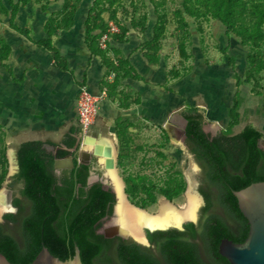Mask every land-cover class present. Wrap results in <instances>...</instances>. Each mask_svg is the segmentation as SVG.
Masks as SVG:
<instances>
[{"label":"rangeland","instance_id":"1","mask_svg":"<svg viewBox=\"0 0 264 264\" xmlns=\"http://www.w3.org/2000/svg\"><path fill=\"white\" fill-rule=\"evenodd\" d=\"M13 26L32 40L46 38L58 52L59 44L65 47L61 57L71 68L65 77L73 79L77 96L79 87L106 90L101 101L107 112L100 113V104L88 135L95 140L92 150H79L76 104L71 122L59 112L49 116L57 122L56 141H39L43 148L55 159L65 153L63 159L76 155L79 162L95 153L102 160L110 148L133 205L155 215L164 201L186 207L187 178L198 184L195 164L182 148L186 114H202L205 132L221 139L253 127L262 133L264 150V0H0L1 62L21 37ZM111 26L117 32H108ZM42 71L54 86L46 65ZM12 130L0 124V191L8 202L16 170L7 158L25 143L16 137L19 128ZM15 163L17 169L16 156ZM3 217L4 231L20 241L19 224Z\"/></svg>","mask_w":264,"mask_h":264},{"label":"trees","instance_id":"2","mask_svg":"<svg viewBox=\"0 0 264 264\" xmlns=\"http://www.w3.org/2000/svg\"><path fill=\"white\" fill-rule=\"evenodd\" d=\"M13 29L33 42L26 29L15 26ZM33 43L50 52L55 68L68 70L66 61L48 40ZM6 68L11 72L8 66ZM183 119L187 122L185 140L194 144L197 159L204 160L209 166L210 180L225 190V203L242 218L231 191L264 181V150L259 146L262 133L246 127L234 140L211 138L201 131L200 113L186 114ZM229 131L230 126L226 133ZM71 145L72 140L66 144L67 147ZM43 147L42 142L29 141L23 143L16 153L18 173L13 181L21 183V196L29 202L30 208L19 223L20 241L6 234L0 224V254L10 264H30L44 246L51 255L64 261L73 256L76 245L82 264H159L137 244L121 238L108 240L95 234L99 221L111 212L113 194L99 184L87 188L89 165L79 164L76 155L72 159V169L55 174V157ZM65 157L64 153L56 161ZM14 204L18 206L17 199ZM4 221L15 224L17 215L7 214ZM192 227L187 225V228ZM238 228L241 231L235 235L223 221L209 220L200 234L205 260L199 257L197 246L185 240L184 232H154L148 233V238L151 244L158 245L159 255L165 264H229L219 255L218 245L222 239L242 243L248 226L240 225ZM191 235L193 238V231ZM113 244L116 263L109 255Z\"/></svg>","mask_w":264,"mask_h":264},{"label":"crops","instance_id":"3","mask_svg":"<svg viewBox=\"0 0 264 264\" xmlns=\"http://www.w3.org/2000/svg\"><path fill=\"white\" fill-rule=\"evenodd\" d=\"M20 36L19 38H14L17 44L14 51L10 45L13 52L11 51L9 60L0 61V124L11 130L19 128L16 137L20 140L23 139L24 142L56 141L52 128L55 127L53 124L57 122L49 118V116H55V112H59L64 114V122H71L72 108L75 104L77 105L76 86L73 79L65 77L68 72L64 71V73L57 70L53 63L52 65L50 64L49 52L33 43L42 42L46 38L35 41L30 38L29 34V38L33 41L31 42L26 36L22 34ZM81 41L79 40L80 43H82ZM79 45L78 53L82 50V44ZM20 46L21 48H19ZM58 48H60L59 53H62L61 56L64 55L65 47H61L59 44ZM63 58L67 62L68 68H70V62H68L66 57ZM40 65L42 66L40 67ZM43 65L47 66V71L54 76L55 81L57 80L54 86L43 80ZM6 66L10 68L11 72ZM36 66L39 70L35 68ZM60 81L64 82L65 85H62ZM51 87L54 88L55 94H51ZM46 90L47 93H43ZM101 90H93L94 92L91 93L98 95ZM98 107H100V110L103 109L100 112L101 114L107 112V106L104 101H100ZM9 142L14 144L12 140H9ZM9 156L12 159L7 158V160H9V165L12 167L13 161L15 163L16 152H10Z\"/></svg>","mask_w":264,"mask_h":264},{"label":"flooded vegetation","instance_id":"4","mask_svg":"<svg viewBox=\"0 0 264 264\" xmlns=\"http://www.w3.org/2000/svg\"><path fill=\"white\" fill-rule=\"evenodd\" d=\"M201 116H202V121L200 122V128H201L202 132L207 134L204 130L205 119H204V116L202 114H201ZM186 123L187 122L184 120L183 130L185 128ZM210 137L216 138V137H212V136H210ZM182 143H183L185 152H187L190 155L194 164L197 167V170L194 171V172H197V180H198V184H197V187H195V190L199 194V196L202 198V202H201V206L197 210L196 220L194 222L189 221L188 223H185L183 225L182 231H179V230H177V231L184 232L185 240L192 243V244H195L197 246V249H198L199 257L205 260V256H204V252H203L204 243L201 240L200 234H201L203 227L205 226V224L209 220L219 219V220L223 221V223L228 228H230L231 231H233V233L235 235H239L238 232L241 231L238 228V226H240V225L241 226H244V225L248 226V224H247V221L243 218V216H242V218H240L235 212H233L231 210V208L228 206V204L225 203V201H224V199L226 198L225 190L222 187H220L219 185L213 184V182L210 180L209 166L204 160L197 159L196 154L194 152V144L187 142L185 140V137H183ZM93 157L94 156H92L89 159V161H87V162H85L86 160L84 159V162L86 163L84 165H89V177H88L87 185H86L87 188H90L96 184H99V185H101L102 189L109 190L113 194V198H114V202L111 206L110 214L103 217L99 221V223L95 227V234L100 235L103 238L108 239V240H114L116 238H121L118 236H113V237H106L105 236V233H106V231H105L106 225L105 224L108 221L107 218L110 219L114 213L115 205L117 203V199H116V194H115V191H114L112 184H110L111 186L107 185L108 188H105L106 185L104 182V178H102V176H100V171L98 170V164L95 161V157L94 158ZM80 162L78 161L79 164H81ZM53 169H54L55 174L60 175V173L63 170H70L72 168L66 167L63 169H55L54 164H53ZM17 173H18V163H17V169H16L15 173L12 174L10 182H9V187L11 188V190H10V193H11L10 197L11 198H10V202L7 201L8 203L11 204V206L15 209V211L13 213H7V214L17 215V221L15 224L18 225L20 223L21 219H23L28 214L30 204L25 198H23L21 196V193H20V191L22 189L21 183H15L13 181V179ZM187 184H188V181H187ZM188 194H190V192ZM15 199L18 200V206H15V204H14ZM185 203H186V198H185ZM7 214H4V216ZM3 219H4V217H3ZM10 224L15 225L14 223H10ZM189 224L193 225L192 229L187 228V225H189ZM2 225H3V229H4V224L2 223ZM18 227H20V225H18ZM169 230H176V229H169ZM191 231H193V233H194L193 238H191V236H192ZM157 232H162V231H157ZM6 234L12 235L14 237V235L12 233H6ZM146 235H147V240H148L150 246L149 247H143L141 245H138V244L137 245L140 246L141 248H143L144 250H146L147 253L149 255H151L153 258L157 259L159 264H165L159 255L158 245L151 244L149 241V238H148V232L146 233ZM121 239L125 240L123 238H121ZM127 241L132 242L131 240H127ZM132 243H134V242H132ZM114 245L115 244L112 245L110 252H109V255L111 256L112 261L114 263H116V257H115V253H114V248H115ZM96 264H101V263L97 262Z\"/></svg>","mask_w":264,"mask_h":264},{"label":"water","instance_id":"5","mask_svg":"<svg viewBox=\"0 0 264 264\" xmlns=\"http://www.w3.org/2000/svg\"><path fill=\"white\" fill-rule=\"evenodd\" d=\"M182 133L184 135V130L182 131ZM182 148L184 149V146H182ZM94 157L98 158V156H94ZM80 163L86 164L84 161ZM97 163L100 167L103 168L105 172L103 177L105 178L104 182L106 183L107 182L106 180H109L107 176V168L104 166L102 162H100V160L97 161ZM54 167L55 169H63L66 167L72 168L73 163L70 160V166L57 167L56 159H55ZM196 170L197 167L195 165L194 171ZM231 193L236 200L237 208L239 212L241 213L243 218L247 221L248 232L245 240L242 243H234L231 240L222 239L218 245V253L221 257L226 259L229 264H264V181L252 183L240 190L231 191ZM199 198L202 202V198L200 196ZM117 203H118V199H117ZM117 203L115 205V209ZM8 206H10L11 209H13V212L15 211V209L11 206L10 203H8ZM13 212H9V213H13ZM196 213L194 220L192 222L196 220ZM1 217H0V223H2ZM115 217H116V213L114 210V213L111 216L110 220L106 222L105 236L106 237L118 236L125 240H131L135 244L141 245L143 247L150 246L147 240V235H146L147 232L148 233H153L157 231L164 232V231H168L169 229H176L182 231L183 225L185 224L182 223L178 227L173 226L170 228L158 229V230L142 229L140 234L144 242H139L134 238H132L131 236L121 235L114 228L115 224L113 222V219ZM0 264H10L2 254H0ZM30 264H82V262L80 259L79 249L77 248L76 245H74L73 256L69 257L64 261H61L58 258L51 255L47 250V248L42 246L39 253Z\"/></svg>","mask_w":264,"mask_h":264},{"label":"bare ground","instance_id":"6","mask_svg":"<svg viewBox=\"0 0 264 264\" xmlns=\"http://www.w3.org/2000/svg\"><path fill=\"white\" fill-rule=\"evenodd\" d=\"M95 140L91 137L85 139L86 150H92ZM95 153V151H94ZM98 156L100 162L107 168V176L111 182L118 203L115 209L116 217L113 219L114 228L123 236H131L139 242H144L140 234L142 229L158 230L166 229L170 227H178L182 223H188L193 221L195 213L201 206V200L195 190V184L187 178L188 188L186 190V207L180 209L183 205H175L172 202H167L166 205H162L158 214H152L146 209H142L136 205H133L127 200L123 190V184L116 171V153L110 148L103 149V159ZM57 167L70 166V160L61 159L56 161ZM12 171L16 170V165L13 161ZM190 192V194H188ZM4 196V197H3ZM5 198V199H4ZM9 208V209H8ZM4 212V213H3ZM13 212L6 199V195L3 190L0 191V217L6 213ZM3 213V214H2Z\"/></svg>","mask_w":264,"mask_h":264},{"label":"built area","instance_id":"7","mask_svg":"<svg viewBox=\"0 0 264 264\" xmlns=\"http://www.w3.org/2000/svg\"><path fill=\"white\" fill-rule=\"evenodd\" d=\"M108 32H117L115 26H111ZM107 34V33H106ZM106 39V35L102 39ZM106 95V90L102 89L98 95L92 94L86 87L78 88L77 96V127H78V144L79 150L85 146V139L88 137L94 118L97 114L98 105L101 99ZM82 151V150H81Z\"/></svg>","mask_w":264,"mask_h":264}]
</instances>
